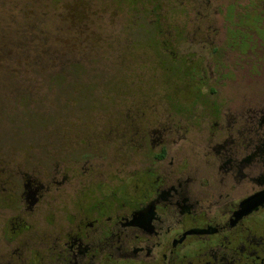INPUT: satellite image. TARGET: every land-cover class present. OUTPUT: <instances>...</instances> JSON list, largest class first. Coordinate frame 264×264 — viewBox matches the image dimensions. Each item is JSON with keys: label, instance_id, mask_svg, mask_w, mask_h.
<instances>
[{"label": "rangeland", "instance_id": "obj_1", "mask_svg": "<svg viewBox=\"0 0 264 264\" xmlns=\"http://www.w3.org/2000/svg\"><path fill=\"white\" fill-rule=\"evenodd\" d=\"M58 60L81 67L62 86ZM1 61L0 182L17 167L81 180L96 149L110 164L133 104L264 100V0H0ZM20 81L35 103H14Z\"/></svg>", "mask_w": 264, "mask_h": 264}, {"label": "flooded vegetation", "instance_id": "obj_2", "mask_svg": "<svg viewBox=\"0 0 264 264\" xmlns=\"http://www.w3.org/2000/svg\"><path fill=\"white\" fill-rule=\"evenodd\" d=\"M132 112L81 180L3 172L0 264H264V100Z\"/></svg>", "mask_w": 264, "mask_h": 264}, {"label": "trees", "instance_id": "obj_3", "mask_svg": "<svg viewBox=\"0 0 264 264\" xmlns=\"http://www.w3.org/2000/svg\"><path fill=\"white\" fill-rule=\"evenodd\" d=\"M65 62V61H59L58 60V64L60 65V70L57 71L56 73H54L53 76L49 77L47 76V80L50 81L51 83L55 84V85H59L62 86L63 83L66 81V77L68 72H70V69L75 70V72H77L81 67L78 64H74V63H69ZM2 67V61L0 62V68ZM183 70V75L184 74ZM0 72H2V69H0ZM13 85L18 86L16 88V91L12 92L11 97H13L12 99L14 100L15 104H32L35 103V98L33 97V93L31 92V88H29L30 86H26L24 83H22L20 81V83L17 85L14 82ZM4 85V84H3ZM12 87V86H11ZM0 104H2V74H0Z\"/></svg>", "mask_w": 264, "mask_h": 264}]
</instances>
